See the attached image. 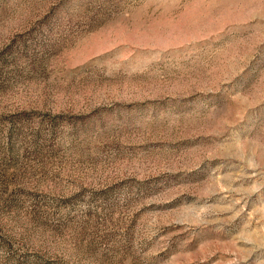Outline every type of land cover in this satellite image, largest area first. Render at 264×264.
Wrapping results in <instances>:
<instances>
[{"label": "rangeland", "instance_id": "1", "mask_svg": "<svg viewBox=\"0 0 264 264\" xmlns=\"http://www.w3.org/2000/svg\"><path fill=\"white\" fill-rule=\"evenodd\" d=\"M0 264H264V0H0Z\"/></svg>", "mask_w": 264, "mask_h": 264}]
</instances>
